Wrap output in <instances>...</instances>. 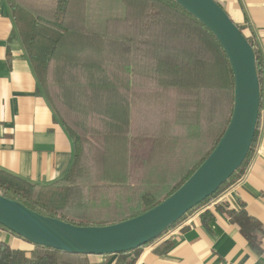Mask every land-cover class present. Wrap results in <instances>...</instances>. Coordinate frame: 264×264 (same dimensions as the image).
Here are the masks:
<instances>
[{
    "label": "trees",
    "instance_id": "16d2710c",
    "mask_svg": "<svg viewBox=\"0 0 264 264\" xmlns=\"http://www.w3.org/2000/svg\"><path fill=\"white\" fill-rule=\"evenodd\" d=\"M5 3L37 80V90L71 141L73 162L62 177L46 185L32 184L0 170V196L75 226L110 225L138 216L166 199L215 148L231 116L232 72L214 36L175 2ZM237 27L253 50L260 88L261 56L253 40ZM126 86H135V93L147 94V101L155 98L160 111L165 108L156 132L142 133L149 150L142 156L135 153V164L139 165L135 174L130 172V151L95 154L90 144L95 134L114 137L126 133L128 124L70 122L82 102L106 103L108 98L125 95L107 90ZM257 135L258 120L251 148L240 167L214 195L169 230L241 178ZM226 213L259 254L264 240L262 224L243 208ZM0 229L9 232L2 226ZM31 247L24 251L1 242L0 264H90L87 256ZM143 247L118 254L116 264H134Z\"/></svg>",
    "mask_w": 264,
    "mask_h": 264
},
{
    "label": "crops",
    "instance_id": "0c3cea01",
    "mask_svg": "<svg viewBox=\"0 0 264 264\" xmlns=\"http://www.w3.org/2000/svg\"><path fill=\"white\" fill-rule=\"evenodd\" d=\"M214 1L253 40L262 59L258 135L252 156L239 180L143 247L134 264H264V240L260 253H256L226 213L243 208L264 227V0ZM107 91L129 95L108 98L105 105L100 102L93 114L105 123L135 124V86ZM133 143L131 173L139 171L135 134ZM72 162L71 141L37 90L11 14L5 0H0V170L32 184L46 185L62 177ZM1 242L24 251L32 248L2 229ZM86 259L90 264H116L117 255Z\"/></svg>",
    "mask_w": 264,
    "mask_h": 264
},
{
    "label": "water",
    "instance_id": "95a60500",
    "mask_svg": "<svg viewBox=\"0 0 264 264\" xmlns=\"http://www.w3.org/2000/svg\"><path fill=\"white\" fill-rule=\"evenodd\" d=\"M216 39L233 76L229 122L215 148L170 196L133 218L105 226H75L42 216L0 196V226L30 243L71 255H118L141 248L214 195L251 148L260 107L254 53L238 27L214 0H172Z\"/></svg>",
    "mask_w": 264,
    "mask_h": 264
},
{
    "label": "rangeland",
    "instance_id": "374dc122",
    "mask_svg": "<svg viewBox=\"0 0 264 264\" xmlns=\"http://www.w3.org/2000/svg\"><path fill=\"white\" fill-rule=\"evenodd\" d=\"M147 97V94L141 95L140 93H135V100H133V102L135 101V124L123 121L122 124H128L129 126L127 132L116 134L114 137H112V135L102 137L101 135L95 134V138L92 139L93 143H90L93 145L92 152L97 154L101 151H105L109 152L111 155L112 153L122 154L123 151L128 150L127 152L130 151L129 154L131 153L132 157V147L134 146L133 134H135V153L138 152L139 156H142L143 153L146 154L149 150V145L146 144L147 139H141L142 133L145 132V135H149L147 132H153V135L159 127L157 122L164 117L165 112L164 107H162L163 109L160 111L161 105L159 106V102L154 101L155 98L151 101H147ZM81 104L83 106L81 108L79 107L78 111H76L77 113L70 117V122L80 124H110L102 122L100 116L93 114L96 112L99 103L96 104L95 101H89V103H87V101H84ZM85 148L88 149L87 142Z\"/></svg>",
    "mask_w": 264,
    "mask_h": 264
}]
</instances>
